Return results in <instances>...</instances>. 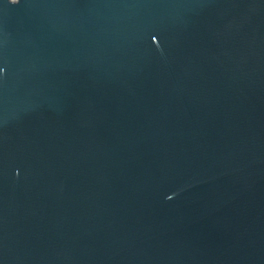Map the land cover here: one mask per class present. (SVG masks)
Instances as JSON below:
<instances>
[{"label": "water", "instance_id": "1", "mask_svg": "<svg viewBox=\"0 0 264 264\" xmlns=\"http://www.w3.org/2000/svg\"><path fill=\"white\" fill-rule=\"evenodd\" d=\"M0 264H264V0H0Z\"/></svg>", "mask_w": 264, "mask_h": 264}]
</instances>
